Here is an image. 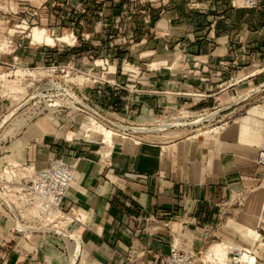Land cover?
<instances>
[{"label":"crops","instance_id":"crops-1","mask_svg":"<svg viewBox=\"0 0 264 264\" xmlns=\"http://www.w3.org/2000/svg\"><path fill=\"white\" fill-rule=\"evenodd\" d=\"M106 1L105 18L96 24L101 35L90 38L87 23H80L74 45L19 46L14 60L41 68L70 61L88 71L91 58L108 59L117 74L106 79L120 89L87 86L80 95L117 122L148 125L174 105L193 112L226 106L235 116L206 136L134 135L114 137L111 145L101 134H87L82 114L36 118L4 145L0 175L11 167L30 177L56 158L75 165L62 209L79 216L69 229L78 248L73 255L70 241L63 251L55 238L16 233L0 208V264H164L174 242L205 256L217 245L227 252L253 247L264 261V168L256 164L264 151V0L257 10L233 8L230 0H166L151 8ZM125 32L128 42L114 40ZM30 34L31 44L46 46ZM137 39L140 51L132 54ZM166 53L183 64H167ZM123 60L149 69L127 80L119 74ZM195 61L213 70L204 74ZM223 67L230 71L214 78ZM6 111L0 104V117ZM239 194L244 201L236 208Z\"/></svg>","mask_w":264,"mask_h":264},{"label":"built area","instance_id":"built-area-1","mask_svg":"<svg viewBox=\"0 0 264 264\" xmlns=\"http://www.w3.org/2000/svg\"><path fill=\"white\" fill-rule=\"evenodd\" d=\"M38 1L39 5L37 7H29L28 11H31V13L26 11L27 4H25L24 0H16V8L20 9V13L26 14L31 18H37L46 12L47 9H51L45 5L47 0ZM139 1L140 0H111L113 3H123L132 6L137 5ZM165 1L166 0H148L149 3L157 5H163L165 4ZM75 2H77V5L73 11V15L87 16L88 13H92L90 11L95 10L89 7V3L92 2L90 0H75ZM97 2V5L100 6L99 3H101L102 0H97ZM259 4V0H230V5L237 9L257 10L259 8ZM103 8L104 6L102 4V13L99 11L95 12L98 17H102L104 12ZM39 21L41 20L39 19ZM21 24L22 26L16 27L18 31H14V34L22 35L24 33L28 26L27 21L23 20L21 21ZM68 36L70 39H73V43L76 42L78 38L73 32H71V34ZM30 45L32 44L29 42V46ZM65 45L69 44L65 43ZM39 47L48 48L47 46L42 45H39ZM193 64H200L204 66L202 67L201 71L204 74H208L213 70V66L207 64V62L195 61ZM111 65L112 62H110L108 59L96 60L91 58V68L88 71L76 68L70 61L63 65H51L47 68H42L50 73V77L58 73L60 75L65 74L63 76L64 78L71 77L70 79H72V81L63 80L62 83H56L52 78L48 80V83L45 85V89L42 90V92L47 93L43 101H48V103H52V105L56 106H53L50 108V110H45V112L47 114L49 112H51V114H58L65 110H69L73 113H79L85 117L87 122L94 120L97 124L102 125L104 128L113 130L116 132V137L130 139H132L134 135L138 134H134L131 131H122L120 130V126H125L128 128L149 127L160 121H154L148 125H135L132 123L117 122L116 120H112L107 117L105 111L100 106L91 104L88 100H85L81 97L80 94H82V89L87 86H107L113 87L116 90L120 89L119 85L111 83V81L106 79L107 76H114L117 74L116 67H113V71H111ZM155 68L160 67L155 66ZM148 69L149 67L145 66V70ZM167 70L171 72V70ZM97 71H99V75ZM229 71L230 70L228 67H223L222 72H217L214 78H221ZM119 74L123 77H127V80H135L136 78H140L138 77L140 76L139 68L133 67L132 64L127 60L120 61ZM166 91L167 90L164 89L162 93L164 95L168 94ZM131 92H137L135 86H132ZM196 96H198V98L201 100L206 99L204 94L197 93ZM172 107V110L174 111L182 109L186 110V108L178 109L180 107L176 105ZM167 112L168 110L164 109L159 118H165L166 114H169ZM136 143H140V141L137 140ZM256 164L259 167L264 168V151L259 152ZM75 180V165L68 164L61 158L53 159L47 166L35 172L30 177L22 176L13 178L9 183H4L0 179V208L5 209L8 217L13 222V230L16 233H26L19 232L17 230V224L23 223V214H25L30 219H37L32 216L34 212L42 216H46L50 211H54L61 216V219L65 220L64 223H71L68 222L67 219H70L72 223H74L79 220V216H76L69 211H63L62 205L68 188L71 184H73V182H75ZM243 201L244 195L239 194L234 198L233 206L238 208L242 205ZM44 222H48V219L44 218ZM49 224H52V222ZM53 227H56V225ZM70 235L73 234L70 233ZM258 246H262V244H258ZM164 264H264V261L257 259L253 247L231 249L224 257H218L215 255L206 257L202 252L182 251L174 242L171 246L169 255L164 260Z\"/></svg>","mask_w":264,"mask_h":264},{"label":"rangeland","instance_id":"rangeland-1","mask_svg":"<svg viewBox=\"0 0 264 264\" xmlns=\"http://www.w3.org/2000/svg\"><path fill=\"white\" fill-rule=\"evenodd\" d=\"M24 1H25V4H27L26 11L29 10V7H37L39 5L38 0H24ZM90 1H92L91 3H89L90 8L101 7L102 4L108 2L106 0H102V2L99 3L100 6H98L97 0H90ZM138 3H142L144 4V6H147L149 8L158 6L157 4L149 3L148 0H140ZM109 4L113 5L115 3L111 2ZM45 5L51 9H47V11L41 14L40 17L31 18L27 16L26 14L20 13V9L16 8V0H0V41H1L0 42V104H3L4 108H7V111L0 117V153L2 152L4 145L8 141L13 140L33 120H35L36 118L42 115L47 114L45 112L46 109H44V101H43L44 99H39V98L31 99V97L39 93L44 96L47 95V93L42 92V90L45 89V85L48 83V80H50L51 78L56 83H59V82L62 83L63 80L72 81V79H70L71 77L64 78L63 76L65 74L60 75L57 73L56 75H53L52 77H50V73L44 69H41L40 73L39 72L34 73L33 71H37L41 67L27 66V64L24 67L22 65V63H24L23 61L14 60V58L16 57V53H17L16 49H18L19 46H24V45L26 47L29 46V42H30L29 34L33 28L45 29L48 35H50L52 38H56V37L61 38L63 36H66L69 38L68 35H70L71 32H73L75 36L83 32L81 31L82 25H80V23H87L88 28H86L87 30L86 32L89 33L90 38L97 37L101 35L100 34L101 28L98 27L96 24L101 22L102 18H105L104 17L105 11L107 12V10H104L102 17H98V15L95 14V12L97 11L102 13V9L100 10L95 9L94 11H90L92 13H88L87 16L86 15H82V16L73 15V11L77 5V2H75V0H47ZM112 8L113 7H111V10ZM64 9L67 11H65ZM28 12L31 13V11H28ZM39 19L41 21H39ZM23 20H26L28 24L26 30L24 31L22 35L14 34L13 33L14 31H18L16 27L22 26L21 21ZM130 32H134L132 31V28L130 29ZM128 37L129 35L126 33V35H120L118 39L114 38V40L125 39V42H128L127 41ZM71 40L72 39L69 38V42L68 43L66 42V43L69 45H74V43H71ZM139 41L140 40L137 39L132 43L133 48L130 50L132 54H136L137 52L140 51L139 50L140 46H136L137 44H139ZM120 42L122 43L123 40L122 41L120 40ZM60 44L61 43H56L55 46H58ZM63 44H65V42L62 43L61 45ZM38 47L39 45H33V44L31 45L32 49L38 48ZM162 55L164 57V54H161V56ZM171 55L172 53L171 54L166 53V56H165V60L167 64L169 65L171 63H175L177 60L178 61L182 60V58H180L179 56H174V55L171 56ZM154 57L156 56L154 55ZM77 59L75 60V62L78 61ZM59 65H63V64H59ZM19 67L23 69L22 72L24 74H21V72L17 74H13L16 76L14 78L11 75V73L14 72L16 68H19ZM139 68L144 69L145 67L139 66ZM262 68H264V60L263 62H261V66L259 67V69H262ZM24 69H27V70H24ZM6 73L8 75L2 78L1 76ZM30 74L32 77L30 76ZM10 86H14L17 90L11 91ZM238 101H240V99H238L237 102ZM251 103L246 105L245 108L241 109V113L246 111L249 107H253L254 104H251ZM17 107H20V108L15 112V114L11 118L5 121L4 120L5 117L9 115ZM178 109H182V108H178ZM215 112H217L216 115H213L210 120L204 121L203 123L199 125L188 126V127L182 126L178 128H173L169 131H166L156 136L157 137L161 136L163 139L165 137L167 138H177V137H182V136H195L196 137V136H206L209 134H214L216 132H219L221 128L224 125H226L230 117L233 118L235 116L234 114L229 115L230 111L227 109L226 106H220V107H216L211 110H204L202 112L200 111L193 112V110L189 108L186 110L185 109L175 110V111L170 112L169 114H166L165 118H157L155 121L163 120V119L170 118V117L183 116L184 114L187 116V118L184 121L190 122L198 116H204V115L215 113ZM10 170H11V167H10ZM16 174L19 177H22L24 173L23 174L21 173L19 175V173L15 172V175ZM30 174L31 173L28 172L27 175L26 174L25 175L29 176ZM18 176H16V178ZM3 178L4 177L0 179L4 183H9L13 179L12 177L10 181H5L6 179H3ZM53 215H55L54 211H50L48 215L46 216H42L34 212L32 216L37 219L33 220L27 217L25 214H23L24 221L23 223H21V225H24L26 227H35V228L40 229L39 231L34 232V233L26 232V234L43 236L46 238L48 237L55 238L56 242L57 243L59 242L58 245L60 246L61 250L66 251L69 245V240L63 239L61 238V236H55L53 231H57L59 233L69 236L70 232L68 231L71 227V223H68V224L67 222L64 223L65 220L61 219V216L58 214L56 217H53ZM44 218H47L48 222H44ZM50 222H52V224H49ZM55 225L56 227H53ZM46 231H50V232H46ZM223 252H224V255H222L221 257H224L227 254L226 253L227 250ZM206 254H207L206 257H210L212 255L210 251H208V253Z\"/></svg>","mask_w":264,"mask_h":264},{"label":"bare ground","instance_id":"bare-ground-1","mask_svg":"<svg viewBox=\"0 0 264 264\" xmlns=\"http://www.w3.org/2000/svg\"><path fill=\"white\" fill-rule=\"evenodd\" d=\"M23 28H25V27H23ZM30 37H31V41L33 43L43 44V45H46L48 47L55 46L56 43H61L62 44L64 42L65 43L69 42V38L65 37V36H63L61 38L60 37L59 38H57V37L56 38H52L50 35H48L47 31L45 29H42V28H33L31 30ZM22 65L25 67V64H22ZM41 69L42 68L38 69L36 72L40 73ZM20 72H21V74H24L22 72V69L16 68V70L14 72H12L11 75L15 78L16 76L13 75V74H17V73H20ZM7 75L8 74L6 73V74L2 75L1 77L4 78ZM10 90L11 91H16L17 89L14 86H10ZM33 98L44 99L45 96L39 93L37 95L36 94L33 95L31 97V99H33ZM68 104L71 105L70 103H68ZM53 106H56V105H52V103L50 104V103H48V101H44V109L50 110V108H52ZM19 108L20 107L15 108L9 115H7L5 117L4 120L6 121L9 118H11ZM216 113L217 112L211 113V114H207V115H204V116H198V117H196L195 119H193L190 122H185L184 121L187 118V116L183 114V116L170 117V118H167V119H164V120H160L156 124H153V125H151L149 127H133V128L129 127L128 128V127H125V126H120V130H122V131H131L132 133L138 134V135H159V134H162V133H164L166 131H169V130H171L173 128H178V127H182V126H184V127L187 126L188 127V126L199 125V124L203 123L204 121L210 120L213 115H216ZM86 131H87V134H93V135L101 134L102 135V142H104L106 144H109V145H111L113 137L117 136L116 132H114L111 129L104 128L102 125L97 124L94 120H91V122H88V124L86 126ZM201 134H203V133H201ZM13 170H12V168H11V170H10V168L9 169L5 168V170H3V172L0 175V178L4 177L3 179H6L5 181H10V179L12 177L16 178V176H18V175L17 174L15 175L16 171H13ZM27 173H26V175H27ZM20 174L21 173H19V175ZM23 175L26 177L25 174H23ZM57 214L58 213L55 212V215H53V217H56ZM67 220H68V222L72 223V221L70 219H67ZM17 230L19 232H32V233H34V232L39 231L40 229L35 228V227H26L24 225L17 224ZM46 232H50V231H46ZM53 233H54L55 236H61V238L69 240L71 242V254H73V255L75 254L76 255L77 248H78V244H77L78 243V239L75 236H73V235L67 236V235L59 233L57 231H53ZM226 250L228 251L227 247H225L223 245H217L216 247H213L210 250V253L212 255L221 257L222 255H224L223 251H226Z\"/></svg>","mask_w":264,"mask_h":264}]
</instances>
